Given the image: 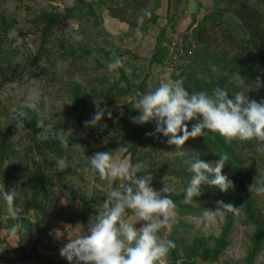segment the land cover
<instances>
[{"label":"rangeland","instance_id":"374dc122","mask_svg":"<svg viewBox=\"0 0 264 264\" xmlns=\"http://www.w3.org/2000/svg\"><path fill=\"white\" fill-rule=\"evenodd\" d=\"M228 1L0 0V15L5 14L16 21V27L10 32L14 44L28 54H37L40 49L45 52L24 79L6 85L1 91L0 130L11 131L14 146L19 151L13 160L17 170L11 173L8 161L0 173V182L8 183L16 190L14 203L22 209L23 233L26 236L18 234L16 238L8 237L7 229L16 221L7 213L6 203L0 194V255L9 260L2 264H69L60 256L59 249L68 239L86 233L90 216L102 210L107 193L113 188L122 190L127 183L122 180H101L91 167V156L98 151L108 150L114 159H124L131 163L129 149L136 142L135 136L139 131L145 133L147 129V123L139 125L130 119L139 114L133 108L139 94L135 90L137 84H141L150 72L145 89L140 92H151L162 81L176 80V76L189 64H201L194 55L196 42L189 26L194 18L200 20L211 12L215 4L227 7ZM258 2L252 0L254 4ZM148 8L152 12L151 18L145 17L143 24L139 25L137 18ZM92 10L94 14L90 13ZM46 11L67 15L56 22L54 30L48 33H44V25L37 21L38 16ZM230 19L232 16L228 12L225 21ZM148 25V31H144L143 26ZM163 27H166L165 42L170 48L169 54L165 64L151 66L152 52ZM137 32L141 34L139 38ZM188 33L186 42L185 35ZM188 46H191L192 54L186 52ZM101 48L120 56L124 66L110 71L108 65L112 60H104L99 64L95 55ZM122 72L126 79H122ZM204 72L196 73L195 77H204ZM235 78L232 76V81L241 84ZM72 82L81 84L85 97L92 104L90 108L82 110L73 106ZM129 84L134 86L130 93L120 94L116 90L117 87L127 88ZM252 90L245 86L237 92L245 93L250 98ZM255 91L264 96V87ZM237 92H231L229 96ZM95 99L101 102V107L112 112V118H108L107 113L102 118L100 123L106 124L103 129L99 125H84V121L90 119L96 111ZM58 129L65 131L68 140L76 138L81 145L79 149L71 147L67 150L65 157L68 167L63 171L55 166L58 157L41 145L46 140L59 141ZM148 129L154 132L155 126ZM258 143L257 140H251V145L239 146L236 150V164L229 160L222 170L234 182V188L225 192L223 201L239 209L233 213L234 225L219 260L207 261L201 253L196 258L197 264H248L247 256L253 244L255 228L247 220V209H254L257 214L264 216V193L249 190L252 183H264V153L257 152ZM139 147L143 154H155L156 161L154 165L135 164L140 166L137 175L152 176V183H158L153 186L155 189L162 188L163 184L168 185L174 190V196L179 195L187 186L176 172L171 171L182 167L188 171L190 163L196 158L205 162L219 158L216 155L212 160H207L189 151L180 163L181 156L178 154L181 152H154L143 143ZM166 164L173 166L165 167ZM35 170L36 173H33ZM39 172L44 173L45 186L51 191L45 196L39 194L35 197L33 191ZM63 175L71 189L63 184ZM244 191L248 192L247 196ZM72 193L76 195L75 200L72 199ZM190 204L204 206L205 202L198 196ZM204 210L184 215L174 210L171 227L162 229L157 235L165 239L175 235L182 250L198 244L196 241L200 243L201 238L207 242L208 247L213 246L214 240L210 236L221 234L226 217L208 224L201 218ZM125 218L133 222L136 219L130 210ZM142 223L138 222L136 226L140 227ZM27 254L29 259H26ZM167 261L168 254L163 264ZM255 264H264V249L257 256Z\"/></svg>","mask_w":264,"mask_h":264},{"label":"clouds","instance_id":"9594fccd","mask_svg":"<svg viewBox=\"0 0 264 264\" xmlns=\"http://www.w3.org/2000/svg\"><path fill=\"white\" fill-rule=\"evenodd\" d=\"M150 8L143 10L137 18L139 25L144 18H151ZM141 34L137 32L139 38ZM122 60L113 53L109 70L123 67ZM259 79V78H258ZM96 111L92 117L84 121L85 127L99 125L107 113L112 112L101 107V102L94 100ZM133 108L139 114L130 117L135 124L143 125L155 121L154 132L146 133L153 136L162 133L167 137L166 143L181 148L191 137L204 136L205 130L218 133L224 140H257V152L264 153V101L250 99L245 93L237 92L232 97L227 90L217 86L208 91L189 92L184 87L183 78L161 82L151 92H141L134 101ZM195 121L191 124L187 122ZM57 139L62 148L69 147V141L63 129L57 130ZM74 149L81 145L75 143ZM218 159L205 162L199 158L192 161L188 171L193 173L184 189V200L193 202L194 197L201 195V186L208 184L218 186L221 191L234 188V182L223 169L229 161L227 154H218ZM90 164L101 180L113 182L122 180L123 189H111L102 204V210L89 218L86 233L68 239L59 249L61 257L69 264H163V259L170 249H174V241L157 235L162 229L171 227L175 215L176 204L171 196L174 190L168 185L160 189L152 186V176L137 175L139 165H133L124 159L116 160L108 151H98L91 156ZM55 166L59 171L68 167L67 158L58 157ZM210 176L212 178H210ZM249 190L264 193V183L251 184ZM0 194L7 206V213L16 221L7 229L9 238H16L25 231L22 223V209L15 206L16 190H5L0 182ZM239 207L223 200L216 201L214 209L206 208L202 213V221L214 224L223 220L228 213L237 212ZM130 210L135 222L125 218ZM143 222L137 227L138 222ZM66 225L65 227H68Z\"/></svg>","mask_w":264,"mask_h":264},{"label":"trees","instance_id":"16d2710c","mask_svg":"<svg viewBox=\"0 0 264 264\" xmlns=\"http://www.w3.org/2000/svg\"><path fill=\"white\" fill-rule=\"evenodd\" d=\"M100 1L103 2V0ZM259 1L258 4H254L252 0H229L227 7L222 8L215 4L212 11L205 14L203 18L200 20L194 18L189 29H192L196 42L194 55L198 57L201 64H189L181 74L175 78L176 80L183 78L184 87L190 93L193 91L211 92L212 89L219 86L227 90L231 95V92H237L238 89L242 90L246 86L247 88L253 89L250 99H255L258 102L264 101V96L255 91L259 87H264V0ZM228 12H230L232 19L226 22L225 15H227ZM90 13L94 14V11L92 10ZM66 16V14L63 15L58 11H46L38 16L37 21L44 25V33H48L54 30L56 22L61 21L63 17ZM194 24H196V26H194ZM15 27V20L10 19L5 14L0 15V106L2 103V89L12 82L24 79L29 69L39 63L45 53L43 49H40L37 54H28L20 46H16L10 37V32ZM148 28L149 25L143 26L144 31H148ZM165 31L166 27H163L157 37L150 59L151 66L165 64V60L168 57L170 48L165 42ZM188 38L189 33L185 35L186 42H188ZM190 47L191 46L186 47V52L188 54L193 53ZM115 55L120 58L117 54ZM95 58L99 64H102L104 60H113V52L101 48L100 52L95 55ZM203 71H205L204 77H195L196 73H202ZM149 73L146 74L141 84H137V88L135 89L137 92L141 93L140 90L142 89L143 91L145 89V83ZM232 76L236 77L234 80H240L241 84L232 81ZM122 79H126L123 72ZM131 87L134 86L129 84L127 88L117 87L116 90L120 94L130 93ZM71 89L73 106L75 108L86 110L92 106L85 97V91L80 83L72 82ZM187 123L189 124V130H191V124L195 123V121ZM152 126H155V121L147 123L145 133L139 131L136 134V142L129 149L131 153V164H155V154H143L139 147L141 143L149 146L154 152H181L178 154L181 156L179 160L180 163L184 161L186 155L190 151L200 154L202 158L207 160H212V157L216 156L217 153L227 154L229 160L236 164L237 148L241 145H248L251 141L234 140L228 143L218 133L205 130L204 136H198L196 138L190 137L181 148L177 149L175 145L166 143L168 138L163 136L162 133L153 136L146 135V131L148 133L150 130L148 128ZM12 137L13 134L10 130L7 132L0 130V173L8 161V166L12 168L11 173H15L14 171L17 170V165L14 164L15 161L13 160L19 150L14 146ZM68 141L69 147L67 149L62 148L60 142L57 140H46L41 145L45 149L53 152L56 157H65L67 150L79 140L71 137ZM253 141H255V139H253ZM169 166L173 165H165V167ZM179 167H181V164ZM173 172H176L178 176L182 178L186 186L193 175L186 170V167L171 171V173ZM33 173H36V170ZM39 173V179L35 184L36 188L33 187V195L35 197L39 194L45 196L51 191L45 186L44 173ZM62 180L65 187L71 189L64 175L62 176ZM157 184V182H153L152 186ZM4 185L6 191L13 189V186L8 183H4ZM204 188L205 190H201L200 195V199L205 202L204 206H196L183 202L185 191H182L179 195L171 196L176 204L175 210L181 215H184L191 212L195 213L202 211L207 207L214 209L216 207V201L223 200L225 197V192L221 191L218 186H210L208 184L206 187L201 186V189ZM72 194V199L75 200L76 195L74 193ZM244 194L247 196L248 192L244 191ZM247 220L255 228V237L253 238V244L247 256V263L255 264L257 256L264 249V216L257 214L254 209L248 208ZM233 225V213H228L221 234L219 236H210L214 240L213 246L210 247H208L207 242L201 238L200 243L196 241L198 244L188 246V249L182 250L176 236L170 235L167 239L174 241L176 247L170 249L166 264H197L196 258L202 254L207 261H218L219 256L227 247L228 237ZM19 234H22V237H26L23 232ZM1 243L0 222V244ZM20 248L23 250L22 245ZM29 258V254H27L26 259ZM8 261L9 260H5V258L0 255V264L7 263ZM48 263L52 264V262Z\"/></svg>","mask_w":264,"mask_h":264},{"label":"built area","instance_id":"2783aa9c","mask_svg":"<svg viewBox=\"0 0 264 264\" xmlns=\"http://www.w3.org/2000/svg\"><path fill=\"white\" fill-rule=\"evenodd\" d=\"M191 52V51H190Z\"/></svg>","mask_w":264,"mask_h":264}]
</instances>
